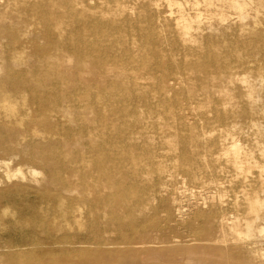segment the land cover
<instances>
[{"label": "bare ground", "instance_id": "1", "mask_svg": "<svg viewBox=\"0 0 264 264\" xmlns=\"http://www.w3.org/2000/svg\"><path fill=\"white\" fill-rule=\"evenodd\" d=\"M26 1L25 3L29 4V6H27L31 11V16L37 17L43 25V30L41 29L42 31H39L47 40L46 46L41 45L43 47L39 44H34L35 51L37 54L43 53L44 55H46V51L50 52L51 55L49 56L53 61L48 65L45 64L48 68L43 70L45 68H40L39 64L41 63H38L39 68H37L35 65L36 62H32L34 55L31 56V61L27 60V56L15 52V49L13 50L14 53L10 51L8 57L3 55L4 52L1 55V62L4 61V63L0 66V212L11 203L9 202L10 196L24 193H28V196H30L33 192L36 194L35 196L38 198L39 205L43 211L47 207L48 209L52 208L51 210L53 211L57 209L56 212L60 214L62 218H64L62 213L66 210L65 204L68 202V209L74 210V213L71 214L73 216L71 217L77 219L76 222H79L78 224L81 225L80 218L82 214H84L83 211L85 206H89L88 200L90 199L81 196L82 191L79 187H81L82 183L77 182L76 175H72L76 177L73 179L74 177H71L67 170L63 169V167L61 168V163L72 165V167L75 165L74 168L83 169L85 173L82 174V178L88 179L95 175L98 179V182H96L99 184L101 182L102 184L101 189H95L94 192H102L110 189L112 192L106 195L104 199L109 203H114L119 208V206L122 207L125 205L126 198H131L130 195L132 192L136 195L135 192L142 193L144 191L146 193V191H152L153 187L142 186L140 182L149 180L153 172L156 174L158 173L159 169L155 166V164L159 162L158 158L160 161L165 158L174 162V164L170 162L165 171L169 173L168 170L170 168L174 169V172H172L173 176L177 174V169L192 167L191 163L192 160L195 159V156L205 154L206 152L210 153V151H208V146L213 145V147H215L214 145H217L218 142L216 138L209 136L210 133L206 130L209 129L208 126L214 128L218 125L221 126L222 130V126L235 123V115L233 119L231 115H229L231 111L233 112L232 108H235L238 104L232 102L234 97H236H233V93L230 92V86L232 84L237 85L243 96L247 98V106H243L240 110L241 115L254 113L259 100L264 97V77L262 80H259L256 76L253 77L251 74V71L255 70L257 67V65L254 66L257 61L251 57L260 53L263 56L260 58L264 59V30L259 27V21H261V17H264V0H185V4L189 3L192 6L191 10H193V7L195 8L196 13L194 15H187L186 12L183 13L185 10L184 7H182L183 4H180L181 2L178 3L180 5L177 6V0H165V2L169 4L167 6L172 9L177 7L178 12H180L178 19L175 21L171 19L169 26L172 28L171 30L168 29L169 31L165 30L164 27L163 30L162 28L160 29L154 24L153 21L155 20L151 23H149V21V24L145 22L144 25L143 19L141 20V15L138 16L136 9L134 11L123 10L124 6H122L123 8L116 7L117 9L114 12L112 11V15H107V10L105 9L104 11L103 9L100 13H94L88 20H85L87 17L83 19L78 16L80 11L77 12L74 10L72 0H45V2L37 0ZM142 1L144 2V0ZM175 4L176 6H171ZM16 6L17 5L14 7ZM64 6L68 7V10ZM61 7L66 8V11H61ZM94 7L95 6H93V8ZM180 7H182V10ZM186 7L189 8L188 6ZM19 8L21 10V7ZM130 8L132 7L130 6ZM24 10L23 12H25ZM123 11V15H128L127 17L124 16L126 18L125 20L118 17ZM201 12L205 13V15L207 14L211 20L207 21V17H202L203 13L201 14ZM169 13L170 12H168V14ZM177 14L179 13H176V15ZM59 15H64V18H61L62 16ZM129 15H131V17ZM231 15H234L237 21L238 19L240 20V23H237L241 24L242 29L239 35L240 38L236 41V46L234 45L235 48L233 49V55L237 54L236 58H238L235 61L232 60L235 63H231L232 61L227 63L228 58L224 59V55L222 54L224 51L220 49L221 47L224 49L222 39H219V36L216 35L217 33H213L216 26L228 24L229 18L232 17ZM173 16L175 15L173 14ZM18 17L21 19L20 15ZM19 18L11 13H7V11L3 13L0 12V35L5 36L10 34L11 38L16 41V37L21 33L23 27ZM23 18H25V16ZM202 18H205L206 21L210 23L208 25L210 30L205 34L203 42H199L198 40H200L202 34L198 36L197 32L198 30L204 29ZM160 19L159 17V20ZM205 19L203 22H205ZM248 19L252 20V23L251 26L249 25L250 27L246 28L244 22ZM25 27L26 26H24V28ZM232 30H236L235 27ZM226 32H228V30ZM219 34L220 33H218V35ZM222 34L223 33H221V35ZM230 37L228 36V39ZM33 41L35 42V40ZM228 43L227 41V44ZM134 46H136V48L131 49ZM34 54L36 55V53ZM226 54V56L230 55L227 52ZM257 57L259 58V54ZM20 64H27L28 67L22 71L8 72V69H12V67H16ZM143 66L148 69L145 73H134L131 71ZM218 75L224 80L219 84H215ZM145 76L149 82L146 84V87L143 88L140 79ZM44 79L52 80H49V82H51L48 83ZM122 85H125L126 89L132 88L135 90L140 95V99L144 100L147 107L153 111H151L153 115L147 118L148 120L150 119L149 121H145V117L141 115L142 113L140 114L136 110L131 112V107L133 106L130 101L120 97V93L123 92L121 89ZM191 102L202 103L203 108L200 112L203 117L202 119H196ZM262 104L264 107L263 100ZM209 106L215 108L214 116H211V114L207 112ZM75 109H78L79 112L77 114L80 116V123L76 127H70L68 125L66 127L61 123L62 120L59 122L55 121L57 117H55V114L57 113L59 116L62 115L63 120L66 118L65 120L71 125L75 120ZM132 114L136 115V118L134 120L128 119ZM150 114H148V116ZM53 118L55 120H52ZM134 121L138 123L137 129L132 127ZM254 125L256 126V124ZM231 128H233L232 125ZM236 128H238V126ZM148 129L154 131H148ZM231 131L233 132L234 130L231 129ZM83 133H85L84 135L87 137L85 140H82V137H84ZM79 134L80 136H77ZM231 135H229V137ZM256 135L257 139L264 136L263 131H261L259 127ZM157 139H159V141L156 142ZM220 139L222 140V138ZM220 139L219 144L222 143ZM226 140L228 139L223 138V141ZM227 142H229V140ZM237 142L238 140L232 138L229 144H227L228 146L223 143L221 144L223 146L221 149L224 151V156H226L227 160L231 162V165H233L236 170L240 169L242 163L245 161L252 163L255 157L253 154L254 152L250 151V149L246 151L244 148L245 146L243 147ZM199 147L203 150H199ZM216 152L219 154V151L216 150ZM215 154V151H213L211 157L218 158L216 156L217 154ZM222 154L220 153V155ZM17 158L26 166V169L23 168V166L18 168L12 167L13 165H11V162ZM14 163L18 162L15 161ZM252 168L253 166L246 167V169L249 170ZM45 170L48 171L49 175ZM191 173L195 172L192 170ZM144 174L147 175L145 180L143 177L139 178ZM192 175L193 174H190L191 177ZM260 176L262 177L261 181L264 182V171L260 172ZM187 177L188 175L186 178ZM94 178L95 177L91 178L90 181H93ZM125 179L130 180L127 181ZM258 179H260V177ZM82 182L87 183L89 187L91 186V183L89 184L88 181L82 180ZM214 182L215 181H213V183ZM242 183L246 185V182ZM158 184L159 181H156L153 185L155 186ZM248 185H250V183ZM206 186L204 185L203 187L202 185L203 188ZM255 186L257 187L256 184ZM236 187H238V185ZM249 188L252 187L250 186ZM259 188L257 187V189ZM260 189L263 190L262 187ZM220 190L221 191L217 192L216 195L214 194L215 196L205 197L202 203H200V200L197 198V202L195 201L190 205L192 210H190L189 213L183 212L182 206L177 204V200L176 198H172L173 196H165L166 198L162 200V205L170 210L174 208L173 206L178 208L177 211L181 217H179L176 224L177 227L178 225L187 228L193 227L192 225L196 224V222L204 224L206 228L200 230V235H196L197 238L193 237L192 240L185 241L187 246L202 249L205 251L203 254L216 257L213 261L204 257L205 259H202V264H231L232 261L224 257L225 250L229 247L228 241L230 240L235 242L236 245L232 248L239 250L240 257H246L248 260L260 257L261 260L259 263L252 259L249 261V264H264L263 254L259 252L257 255H254L257 251L248 248V243H257L258 240L264 239V198L255 190L251 192L243 190V199L246 205L243 207V204L238 200L232 201L230 199L231 201H228L226 199L228 197H226L228 191L226 192L222 190V188ZM164 191H166V188ZM224 191L225 194H223ZM239 191H241V189ZM107 192L109 191L107 190ZM69 193H71V195L77 193L78 195L76 194V197H70L68 195ZM87 193V195L85 193V196L90 194V192ZM102 196L104 195L101 193L96 194V199L94 201L96 203L100 202ZM150 197L153 198L152 195ZM237 198L235 197V199ZM140 201H142V199ZM106 205L108 204L106 203ZM133 206L134 204H132V207ZM153 208L155 207L153 206ZM124 209L123 211H126ZM114 211L111 212L114 213ZM123 211H121V213ZM19 212L21 213V210ZM88 212L91 214L93 209L90 208ZM95 212L98 213L97 211ZM56 214L50 215L49 217L44 216V219L41 220L47 233V235H45L43 232L46 238L44 243L46 247L43 249L42 256L53 257V255H58V258L60 257L62 262L61 264H73L70 262V259L72 256L75 258L78 254H82L81 252L84 253L81 246L85 243L88 244L86 240H88L89 237L87 238V236H90V238L92 237L93 241L94 238L100 236H97L98 226L94 228L97 219H90L91 222L92 220L94 221L92 224L93 229L88 231L87 234H78L79 231L78 233L71 234L69 230L66 231L68 229L65 227L66 224H63V222L67 221L65 219L66 217L62 219ZM101 214L97 217L99 218ZM124 215L127 216V214ZM138 215L141 214L138 213ZM45 217L47 218L45 219ZM108 217H110V215ZM129 219L130 218H127V220ZM38 222L40 223V221ZM145 224L146 237L142 238H146L147 240H144L148 241L150 245H148L149 249L147 251H140L141 253L138 254L142 264H151L147 262L149 260V255L152 254H161L171 257V253L176 252V244H178L179 240L171 242L167 240V238L159 235L160 229L158 228L157 217H153ZM106 226H108V224ZM39 229L40 228H38V230ZM31 230L32 229H29V231ZM101 230L107 231L105 228ZM131 233L132 232H130V234ZM26 234H28V232ZM230 234L232 237H229ZM116 236L119 235L116 234ZM183 237L185 236L183 235ZM25 238H27V236H25ZM205 240L207 242H205ZM113 242L115 241L113 240ZM38 245L39 243L36 242L35 238H29L26 242H22L21 245L15 246V248L12 246H10V248L7 246L2 247L0 245V264H42V262L37 263V253L33 251ZM57 245H63V247L58 249ZM142 245L144 246V242ZM42 247L44 248V246ZM98 247L102 249V245ZM137 247L139 246L137 245ZM85 248L86 247H84V249ZM187 249H189V247H187ZM94 250L95 248L93 251ZM101 253L105 254L106 251L103 249L97 252L99 255ZM115 253L121 254L120 251ZM38 254H40V252ZM97 254H95V256ZM121 256L127 257V255L124 256L122 254ZM142 257L146 258L142 259ZM40 259L44 260V257H40ZM43 264L46 263L43 262ZM82 264L99 263L96 261V257H93L91 260L89 259L88 262ZM124 264L130 263L127 262Z\"/></svg>", "mask_w": 264, "mask_h": 264}, {"label": "rangeland", "instance_id": "2", "mask_svg": "<svg viewBox=\"0 0 264 264\" xmlns=\"http://www.w3.org/2000/svg\"><path fill=\"white\" fill-rule=\"evenodd\" d=\"M0 0V12H6L7 13H11L13 15H15L17 18H19L18 16L20 15L21 20L20 18V21L22 22L23 24V27L21 29V33L17 35L16 37V41L13 40V38H11L10 34H7L5 36H1L0 35V66L4 63L1 62V55H5V57H8L9 56V53L10 51H12L14 53V49H15V52L19 53V54H22V55H25L27 56V60L31 61V56L34 55V59H32V62H36V67L39 68V65H40V68L43 69V70H46L48 68V64L52 63L53 59L49 56L51 55L50 52L46 51V55H44L43 53H38L35 51V45L34 44H39L40 46L43 45V46H46L47 44V40L41 35V32L39 30H43V25L41 24L40 20L37 19V17H33L31 16V11L29 10V4L28 3H25L27 2L26 0ZM14 3H12V2ZM15 1H16V4H15ZM29 1H34V0H28ZM37 1H43L45 2V0H37ZM86 1V2H85ZM102 0H72V3L74 5V10H76L77 12H79V15L80 17H82L83 19H86L85 20H88L91 15H93L94 13H100L101 11H105V9L107 10L106 14L107 15H112V13L117 9L116 7H119L121 8L122 6H124L123 10H135L137 11L138 13V16L141 15V20L143 21V24L145 25V22H147V24L151 23L153 20L154 24L157 25L160 29L162 28L163 30V27L165 30H171V26H169L170 22H171V19H174V21L176 19H178V15H180V12H178L177 10V7L175 8H171L167 5V2H165V0H144V2L142 0H103L101 3L100 2ZM108 1V2H107ZM185 0H177V4L180 3L182 5V7H184V12H186L187 15H194L196 13V10L195 8L193 7V10L192 9V6L188 3V4H185L184 3ZM99 2V3H98ZM20 3V4H19ZM86 3V4H85ZM107 3V4H106ZM135 3V4H134ZM153 3V4H152ZM155 3V4H154ZM157 3V4H156ZM159 3V4H158ZM9 4V5H8ZM26 5V6H23V5ZM83 4V5H82ZM103 4V6H102ZM120 6H118V5ZM180 4H178L177 6H179ZM12 5H17L16 7L12 6ZM28 5V6H27ZM97 5V6H96ZM109 5V6H108ZM132 8H130V6ZM143 7H142V6ZM5 6V7H4ZM7 6V7H6ZM12 6V7H11ZM79 6V7H78ZM86 6V7H85ZM88 6V7H87ZM93 6H95L93 8ZM102 6V8H101ZM113 6V7H112ZM157 6V7H155ZM171 6H176L175 5H171ZM186 6H188L189 8H187ZM21 7V10L20 8ZM27 9H26V8ZM66 7V6H64ZM64 7H61V11L63 10V12H65L66 8L68 10V7L64 8ZM105 7V8H104ZM134 7V8H133ZM142 7V8H141ZM146 7V8H145ZM171 9H169V8ZM180 7V9L182 8ZM18 8V9H17ZM96 8V9H95ZM179 8V7H178ZM5 9V10H4ZM25 9V10H24ZM149 9V10H147ZM170 11H169V10ZM9 10V11H8ZM12 12H11V11ZM19 10V11H18ZM23 10L25 12H23ZM96 10V11H95ZM182 10V9H181ZM113 11V12H112ZM135 11V12H136ZM160 11V12H159ZM191 11H194V12H191ZM15 12V13H14ZM76 12V13H77ZM168 12H170L168 14ZM204 12V11H203ZM201 12V14L203 13ZM18 13V14H17ZM25 15H24V14ZM111 13V14H110ZM176 13H179L176 15ZM30 14V15H29ZM78 14V13H77ZM124 14V11L121 12V14L118 16L120 19H123L125 20L126 18L124 16H128L127 14L126 15H123ZM157 14V15H156ZM172 14V16H171ZM173 14L175 16H173ZM29 18H28V16ZM122 15V16H121ZM25 16V18H23ZM59 16H62L61 18H64V15H59ZM89 16V17H88ZM131 17V15H129ZM145 16V17H144ZM207 17V21H210V17L207 16V14L205 15V13H203L202 17ZM232 16V15H231ZM230 16V17H231ZM148 17V18H147ZM159 17L161 18L159 20ZM171 17V18H170ZM234 17V18H233ZM145 18V19H144ZM156 18V19H155ZM209 18V20H208ZM35 19V20H34ZM148 19V20H147ZM205 18H202V23L203 24V28L204 29H201V30H198L197 34L198 36L201 35L200 37V40H198L199 42H203L204 38H205V34H207L208 30H210L208 28V25L210 24L209 22L206 21L205 19V22L204 21ZM145 20V21H144ZM163 22H162V21ZM166 20V21H165ZM35 21V22H34ZM150 21V22H149ZM168 21V22H167ZM234 21V22H232ZM30 22V23H29ZM149 22V23H148ZM157 22V23H156ZM159 22V23H158ZM240 23V20L238 19L237 21V18L233 15L231 18H229L228 20V24H225L224 26H216L215 30L213 31V33H217L216 35L219 36V39L221 40L222 39V42L224 45V49H222V47L220 48L221 50H223L224 52L222 53L224 55V59H227V63H230L232 60L235 61L236 59V55H233V49L235 48L236 46V41H238V38L239 35H240V32H241V24H238ZM260 22V23H259ZM258 23L260 24V28L264 30V17H261V21H259ZM39 23V24H38ZM163 23V24H161ZM237 23V24H236ZM251 23H252V20L248 19V20H245L244 24L246 25V28L250 27L251 26ZM26 24V25H25ZM146 24V25H147ZM161 24V25H160ZM207 24V25H206ZM234 24V25H233ZM160 25V26H159ZM240 25V26H239ZM250 25V26H249ZM24 26H26L24 28ZM32 28H31V27ZM162 26V27H161ZM229 26H230V29H235L236 30H230L229 29ZM34 27V28H33ZM233 27V28H232ZM240 29H238V28ZM258 27V28H259ZM228 28V29H227ZM207 29V30H206ZM41 30V31H42ZM168 30V31H169ZM228 30V32H226ZM206 33H204V32ZM235 31V32H234ZM236 31H239V32H236ZM40 32V33H39ZM210 32V31H209ZM226 32V33H225ZM231 32V33H230ZM34 33V34H33ZM196 33V32H195ZM218 33H220L218 35ZM221 33H223L221 35ZM236 33V34H235ZM239 33V34H238ZM29 35V36H28ZM31 36V37H30ZM37 36V37H36ZM228 36L230 37L228 39ZM235 36V37H234ZM4 37V38H3ZM20 39H19V38ZM226 39H225V38ZM6 38V39H5ZM9 38V39H8ZM43 39V40H42ZM17 40H20V41H17ZM35 40V42L33 41ZM202 40V41H201ZM13 41V42H12ZM15 41V42H14ZM41 41V42H40ZM225 41V43H224ZM227 41L229 42L227 44ZM235 41V42H234ZM46 42V43H45ZM231 42V43H230ZM14 43V44H13ZM45 43V44H44ZM235 43V44H234ZM3 45V46H2ZM19 45V46H18ZM227 45V46H226ZM235 45V46H234ZM41 46V47H43ZM221 46V45H220ZM226 46V47H225ZM230 46V47H229ZM7 47V48H6ZM228 47V48H227ZM11 48V49H10ZM136 48V46L132 47L131 49H134ZM227 50H226V49ZM232 48V49H231ZM226 50V51H225ZM6 51V52H5ZM226 52L230 55L226 56ZM36 53V55L34 54ZM232 54V55H231ZM259 54V58L257 57ZM257 55H253L251 58L255 59L257 61V63L254 65L256 67L255 70L251 71V74L253 77H257L259 80H262V78L264 77V59L263 58H260V57H263L260 53H258ZM42 56V57H41ZM232 56V57H231ZM256 56V57H255ZM46 57V58H45ZM50 57V58H49ZM40 58V59H39ZM44 60H43V59ZM233 58V59H232ZM46 59V60H45ZM230 59V60H229ZM259 59V60H258ZM49 60V61H48ZM263 60V61H262ZM39 61V62H37ZM231 62V63H235V62ZM44 62V63H43ZM140 62V60H139ZM226 62V60H225ZM38 63H41L38 65ZM47 64V65H45ZM43 66V67H41ZM47 66V67H46ZM27 64H20L16 67H12V69H8V72H13V71H22V70H25L27 68ZM148 69L146 67H141L139 69H133L131 70L132 72L136 73V72H143L145 73ZM243 74V73H242ZM256 74V75H254ZM147 77L145 76L144 78H141L140 79V83L142 84V87H146V84L149 82V80L146 79ZM31 79V77H30ZM45 81H47L48 83L49 80H52V79H44ZM54 80V79H53ZM219 82H218V81ZM222 79L221 76L219 77L218 75V78L215 80V84H219L220 82H222ZM233 85V84H232ZM230 86V92L233 93V97L234 99L232 100V102H236L238 103L236 105V107L232 108L233 112L231 111L229 115H231L232 119L234 118L235 120V125L234 124H230V125H225V126H222V130H221V126H216L214 128H211L212 126H208L209 129H206L208 130V132L211 134H209V136H212L213 138H216L217 139V142L218 144L217 145H214L215 147H213V145L211 146H208V151H210V153L206 152L205 154H200V155H197L195 156V159L192 160V169L190 168H187V169H184V168H181V169H177L176 171L177 174H174L172 176V172H174L172 168H170L168 172H165L166 169L168 168L170 162L171 164H174L173 161H169L168 159H165L163 158L162 161H160V159L158 158L159 162L155 164V166L158 167V175L153 172L149 178V180H145L146 179V176L147 175H141V177L139 178H144V182H140L142 186H151L153 187L152 188V191H146V193L143 191L142 193L140 192H135L136 195L134 194V192L131 193L130 197L131 198H126V202H125V205L124 206H119V208L117 207V205H115L114 203H109L107 200L104 199V197L106 195H108L110 192H112L110 189H107L109 192H107V190L105 191H102V192H94L95 189H101V182L100 184L97 183L98 182V179L96 178L95 175L89 177L88 179L87 178H82V174H84V170L82 169H78V168H74L75 165L72 167V165L70 166L69 164H66L68 166H66L64 163H61V168L63 167V169L67 170L69 172V175L71 177H74L76 175V177H74L73 179H77V182L78 183H82L81 184V187H79V189L82 191V195L81 196H84V197H88L87 199H90L88 200V205L89 206H85V209L83 211V213L85 214H82L81 218L83 216L82 219L80 218V223L81 225H79L78 223L79 222H76L77 219H75L74 217H71L73 215H71L72 213H74V210L72 209H68V202L65 204V211L62 213V215L64 216V218L67 220L65 222H63V224H66L65 227H66V231H70L69 233L73 234V233H79L78 234H81V235H85L87 234L88 231L92 230L93 229V220H96V224L94 226V228H97L98 226V235H100L99 237H96L94 238V241H93V238L90 236H87L88 240H86L88 242V244H84L81 246V249L84 250V253L81 252L82 254H78L77 257L72 258L70 259V262H72L73 264H82V263H85V262H88L89 259L91 260V258L93 257H96V261H98L99 264H124V263H127L129 262L130 264H142V261L140 260V257L138 256L139 253H141L140 251H147L149 249V246L150 245L148 243V241H145L147 240L146 238H142V237H146L145 234H146V229H145V223H148V221H150L153 217H157L158 218V228L160 229V232H159V235L161 237H165L167 238V240L171 241V242H174L175 240H179L178 241V244L177 245V249H176V252H173L171 253V257H167V256H164V255H161V254H152V255H149V260L147 263H151V264H202L203 261L202 259L204 257L210 259L211 261L215 260L216 257L214 256H211V255H205L203 254V252H205L204 250L202 249H198V248H194V247H190V246H187L186 245V242L187 240H192L193 237L197 238L196 235H200L199 232L200 230H203L204 228H206L204 226V224H199L198 222H196V224H193L192 226L193 227H184L182 225H178L177 227V222L179 220V217H181V215L178 214V211H177V207L176 206H173L174 208H172V210H170L169 208H167L166 206L162 205V200L166 197H172V198H176V202L177 204H180L182 206V209H183V212L185 211V213H189L191 209L190 205L192 203H194L195 201L197 202V198L198 200H200V203H202L205 199V197H211V196H215L217 194V192L221 191L220 189L222 188V190H225L227 193H226V199L228 201H233V200H238L241 204H243V207H245V201L243 199V196H244V191H248V192H251L252 190H255L259 193V195L261 197L264 198V182L261 181V176H260V172L261 171H264V136L262 138H256L257 135V130H258V127L260 128L261 131H263V135H264V107H263V104H262V100L264 101V97L259 100L258 102V105L260 106H256L255 108V112L257 113H250V114H242L240 113V110L243 108V106H247V98L245 96H243L241 90L238 88L237 85H233V86ZM237 86V87H236ZM235 87V88H234ZM122 91L120 93V97L123 98V99H127L128 101H130L131 105L133 107H131V112L136 110L138 111L141 115H143L145 117V121L148 120L147 118H150V116H152V110L147 107V104L144 100H141L140 99V95L135 91L133 90L132 88H128L126 89V86L125 85H122L121 87ZM239 91V92H238ZM246 99V100H245ZM237 100V101H236ZM245 101V102H244ZM245 103V104H244ZM242 104V105H241ZM240 105V106H239ZM191 106H192V109L194 110V115L196 117V119H202L203 117L201 116V110L203 108V105L201 102H191ZM208 113L211 114V116H214L213 114L215 113V108H211V106H209V108L207 109ZM238 110V111H237ZM76 113H75V116H74V122L70 125L65 119L63 120V117L62 115H58L57 113L55 114V119L53 118L52 120H55L56 122H59L60 120L61 123L63 125H65L67 127L70 126V127H76L77 125H79L80 123V116H78V109H75ZM150 111V112H148ZM152 111V112H151ZM130 112V114H131ZM263 112V113H262ZM144 113V114H143ZM151 113V114H150ZM229 113V112H228ZM148 114H150L148 116ZM239 114V116H238ZM253 114V115H252ZM235 115V116H234ZM234 116V117H233ZM61 117V118H60ZM251 117V118H250ZM259 117V118H258ZM59 118V119H58ZM131 119V120H134L136 118V115L132 114L131 117L129 116L128 119ZM237 118V119H236ZM238 119H241V120H238ZM251 119V120H250ZM150 120V119H149ZM148 120V121H149ZM238 120V121H236ZM241 121V122H240ZM248 122V123H247ZM256 122V123H255ZM77 123V124H76ZM242 123V124H241ZM245 123V124H244ZM250 123V125H249ZM238 124V125H237ZM240 124V125H239ZM253 124V125H252ZM254 124H256V127ZM74 125V126H73ZM231 125L233 126V128H231ZM244 125V126H243ZM247 125V126H245ZM249 125V126H248ZM230 126V127H229ZM235 126V127H234ZM238 126V128H236ZM255 126V127H254ZM133 128L137 129L138 128V123L137 122H133V125H132ZM227 128V129H226ZM230 128V129H229ZM212 129V130H211ZM231 129H233L234 131L232 132ZM241 129V130H240ZM68 130V129H67ZM147 130V129H145ZM151 130V129H148V131ZM221 131V134H220V131ZM228 130V131H227ZM246 130V131H245ZM152 132L154 130H151ZM240 131V132H239ZM243 131V132H242ZM214 132V133H213ZM216 132V133H215ZM229 132V133H228ZM242 132V133H241ZM232 135L229 137V135ZM85 133H83V136L82 137V140H85L87 137L86 135H84ZM208 134V133H207ZM220 134V135H219ZM234 135V136H233ZM77 136H80L77 135ZM219 136V137H218ZM223 136V137H222ZM226 136V137H225ZM235 139V140H238L237 143H239L240 145H242L246 151H248L250 149V151L254 152L253 154L255 155L254 159L252 160V163H248V162H244L242 163L240 169L236 170L234 168L233 165H231V162H229L226 158V156H224V151H222L223 149V146L221 145L222 143L224 145H227L229 144L230 142V139ZM233 136V137H232ZM222 138V140L220 139V143L219 144V139ZM255 137V138H254ZM223 138L224 139H228L229 142H227L228 140L226 141H223ZM253 139V140H252ZM257 139V140H256ZM159 141V139L156 140V142ZM155 142V143H156ZM256 143V144H255ZM157 144V143H156ZM221 147H220V146ZM218 146V147H217ZM228 146V145H227ZM225 147V146H224ZM200 149L199 150H203L201 147H199ZM210 148V149H209ZM219 151L217 154L216 150ZM247 148V149H246ZM214 149V150H213ZM221 149V151H220ZM254 149V151H253ZM256 150V152H255ZM215 151V154L218 158L216 157H211V153ZM220 153L222 155H220ZM220 155V156H218ZM206 158V160H205ZM15 161H17L18 163H14ZM173 162V163H172ZM19 164H22V165H19ZM63 164V165H62ZM11 165H13L12 167L14 168H18V167H22L26 169V166L23 165V163L20 161V159H15L13 162H11ZM80 165V164H78ZM66 166V167H65ZM70 166V167H69ZM233 166V167H232ZM248 166H253V168L251 170L249 169H246V167ZM38 167V166H36ZM189 169V171H188ZM187 170V171H186ZM193 170V172L195 173H191ZM203 172H202V171ZM207 170V171H206ZM46 173H48V171L45 170ZM71 172V173H70ZM180 172V173H179ZM189 172V174H188ZM202 172V173H201ZM206 172V173H205ZM216 172V173H215ZM81 173V174H80ZM200 173V175H199ZM74 174V176H72ZM156 176H155V175ZM190 174H193L192 177L190 176ZM195 174V175H194ZM49 175V173H48ZM78 175V176H77ZM171 175V176H170ZM188 175V177L186 178V176ZM209 175V176H208ZM211 175V176H210ZM216 175V176H215ZM259 175V176H258ZM162 176V177H160ZM195 176V177H194ZM93 181L91 182L90 179L93 178ZM158 177V179H157ZM176 177V178H175ZM210 177V178H208ZM217 177V178H216ZM260 177V179H258ZM175 180H174V179ZM193 178V179H192ZM200 178V180H199ZM204 178V179H203ZM206 178V179H205ZM257 178V179H256ZM87 179V180H86ZM97 179V180H96ZM167 179V181H166ZM197 179V180H196ZM202 179V180H201ZM82 180H85V181H88L89 184L91 185L90 187L87 186V183H83ZM125 180H130V179H125ZM151 180V181H150ZM191 180V181H190ZM193 180V181H192ZM263 180V179H262ZM76 181V180H75ZM97 181V182H96ZM148 181V182H147ZM156 181H159V184L158 185H153L154 183H156ZM162 181V182H161ZM189 181V182H188ZM199 181V182H198ZM201 181V182H200ZM204 181V182H203ZM209 181V182H207ZM211 181V182H210ZM213 181H215L213 183ZM256 181V182H255ZM165 182V183H164ZM198 182V183H197ZM242 182H246V185H244ZM255 182V183H253ZM262 182V183H261ZM94 185H93V184ZM144 183V184H143ZM191 183H192V186H196V187H192L191 186ZM209 183V184H208ZM238 187H236L237 185ZM241 183V184H240ZM250 183V185H248ZM258 183V184H257ZM262 185H261V184ZM163 184V186H162ZM207 184V186H206ZM211 184V185H210ZM214 184V185H212ZM243 184V185H242ZM255 184L257 185V187L259 188H263V190H261L260 188L257 189V187L255 186ZM260 184V185H259ZM160 185V186H159ZM174 185V186H173ZM187 185V186H186ZM204 185L207 187L203 188ZM217 185V186H216ZM240 185V186H239ZM85 186H86V190H85ZM99 186V187H98ZM162 186V187H161ZM213 186V187H212ZM243 186V188H242ZM245 186V187H244ZM252 187V188H249V187ZM255 188H254V187ZM93 187V188H92ZM200 187V188H199ZM202 187V188H201ZM240 187V188H239ZM248 187V188H246ZM162 188V189H161ZM166 188V191H164ZM219 188V189H218ZM224 188V189H223ZM229 188V190H228ZM246 188V189H245ZM94 189V190H93ZM160 189V190H158ZM164 189V190H163ZM183 189V190H182ZM201 189V190H200ZM217 189V190H216ZM233 189V190H232ZM236 189V190H235ZM241 189V191H239ZM245 189V190H244ZM248 189V190H247ZM164 192H163V191ZM182 190V191H181ZM186 190V191H185ZM212 190V191H211ZM232 190V191H231ZM244 190V191H243ZM261 190V191H260ZM169 191V192H168ZM225 191L223 192V194H225ZM230 191V192H229ZM84 192V194H83ZM87 192H90V194L88 196H85V193L86 195L88 194ZM93 192V193H92ZM148 192V193H147ZM152 192V193H151ZM239 192V193H238ZM95 193V195H94ZM98 193H101L102 196L101 197V201L100 202H95L94 200L96 199V194ZM106 193V194H105ZM140 193V194H139ZM161 193V194H160ZM168 193V195H167ZM171 193V194H170ZM193 193V194H192ZM232 193V194H231ZM234 193V194H233ZM243 193V194H242ZM32 194V195H31ZM30 194V196H28V193H24V194H21V195H13V196H10L9 198V205L7 206V208L3 209L2 212H0V245L2 247H5L7 246L8 248H10V246L14 247L17 246V245H21L22 242H26V240H28L29 238H35L36 239V242L39 243V247L36 246L33 251L37 253L36 255V258H37V263L39 262H43L46 263V264H61V260H60V257L58 258V255H53L50 256V257H46L45 255H43V249H45L46 245L44 244L45 241H46V238H45V235H47L42 223H41V220L44 219V216H47L49 217L50 215H54L56 214V210H51V209H48L45 208V210L43 211V209H41V206L39 205V201H38V198H36V194H34L33 192ZM73 194V193H72ZM76 194H73L71 195V193H69L68 195L70 197H76ZM144 194V195H143ZM150 194V195H149ZM184 194V195H183ZM195 194V195H194ZM206 196H205V195ZM215 194V195H214ZM222 194V195H223ZM230 194V195H229ZM263 196H262V195ZM27 195V196H26ZM78 195V194H77ZM128 195V196H129ZM149 195V196H148ZM153 196V198H151L150 196ZM162 195V196H161ZM192 195V196H191ZM194 195V196H193ZM237 199H235V197ZM144 196V197H143ZM160 198H159V197ZM166 196V197H165ZM186 196V197H185ZM196 196V197H195ZM18 197V198H17ZM140 197V198H139ZM233 197V198H232ZM241 200H240V198ZM13 198V199H11ZM151 198V199H150ZM156 200H155V199ZM157 198H158V201H157ZM188 198V199H187ZM196 198V199H195ZM201 198V199H199ZM203 198V199H202ZM229 198V199H228ZM17 199V200H16ZM19 199V201H18ZM103 199V200H102ZM136 199V200H135ZM142 199V201H140ZM183 199V200H182ZM187 199V200H186ZM195 199V200H194ZM231 199V200H230ZM16 200V201H15ZM130 200V201H129ZM134 200V201H133ZM147 200V201H146ZM160 200V202H159ZM31 201V202H30ZM144 201V202H143ZM191 203H190V202ZM15 202V203H14ZM19 202V203H18ZM23 202V203H22ZM136 202V203H135ZM143 202V203H142ZM152 202V203H151ZM244 202V203H242ZM95 203V205H94ZM101 203V204H100ZM105 203V205H104ZM106 203L109 205H106ZM131 203V204H130ZM14 204V205H13ZM30 204V205H29ZM114 204V205H111ZM132 204H134V206L132 207ZM141 204V205H140ZM151 204V205H150ZM12 207H11V206ZM97 205V206H96ZM129 205V206H128ZM137 205V206H136ZM144 205V206H143ZM92 206V207H90ZM105 206V207H104ZM111 206V207H110ZM115 208H114V207ZM144 208H142V207ZM150 208H148V207ZM153 206L155 208H153ZM172 206V205H171ZM15 207V209H14ZM102 207V208H101ZM110 207V208H109ZM157 207V208H156ZM161 207V209H160ZM180 207V206H179ZM90 208L93 209V212L91 214H89L88 210ZM97 208V209H96ZM125 208V209H124ZM136 208V209H135ZM87 209V210H86ZM107 209H110V210H107ZM113 209V210H112ZM120 209V210H119ZM126 210V211H123ZM132 209V210H131ZM134 209V210H133ZM142 209V210H141ZM175 211H174V210ZM21 210V213L19 212ZM68 210V211H67ZM116 212H115V211ZM130 210V211H129ZM157 210V211H155ZM161 210V211H160ZM165 210V211H164ZM38 211V212H37ZM95 211H97L98 213H96ZM109 211V212H108ZM111 211H114L111 212ZM118 211V212H117ZM121 211H123L121 213ZM128 211V212H127ZM140 211V212H139ZM145 211H148V212H145ZM155 213H154V212ZM164 211V212H163ZM55 212V213H54ZM69 214H67V213ZM87 212V214H86ZM134 212V213H133ZM160 212V213H159ZM162 212V213H161ZM174 214H173V213ZM43 213V214H42ZM54 213V214H53ZM103 215H102V214ZM110 213V214H109ZM138 213H140L141 215H138ZM144 213V214H142ZM164 213V214H163ZM65 214V215H64ZM99 214H101L99 216V218L97 217ZM106 214H109L110 217H108L109 215H106ZM114 214V215H113ZM124 214H127L124 215ZM132 214V215H131ZM173 214V215H172ZM38 215H41V216H38ZM43 215V217H42ZM59 218H62L60 216V214H56ZM68 215V216H67ZM112 215V216H111ZM124 215V216H123ZM146 215V217H145ZM148 215V216H147ZM153 215V216H152ZM168 215V216H167ZM90 216V217H88ZM93 216V217H92ZM96 216V218H95ZM132 216V217H131ZM144 216V217H143ZM168 218H167V217ZM174 216V217H173ZM16 217V218H15ZM28 217V218H27ZM35 217V218H34ZM45 217V219L47 218ZM88 217V219H87ZM101 217V218H100ZM103 217V218H102ZM106 219H105V218ZM108 217V218H107ZM123 217V218H122ZM130 218L129 220H127V218ZM22 218V220H21ZM62 218V219H64ZM92 222L90 219H92ZM110 218V220H109ZM112 218V219H111ZM146 218V219H145ZM31 219V220H30ZM37 219V220H36ZM86 219V220H85ZM103 219V220H102ZM114 219V220H113ZM125 219H126V222H125ZM29 220H30V223H29ZM82 220V221H81ZM100 220V221H99ZM106 220V221H105ZM123 222H122V221ZM141 220V221H140ZM145 220V221H144ZM16 221V222H15ZM18 221V222H17ZM37 221V222H36ZM40 221V223L38 222ZM86 221V223H85ZM133 221V222H132ZM170 221H171V224H170ZM175 221V222H174ZM101 222V223H100ZM111 224H110V223ZM136 222V223H135ZM144 224H143V223ZM108 224V226L105 225ZM116 223V224H115ZM125 223V224H123ZM135 223V224H134ZM83 224V225H82ZM101 224H104V225H101ZM139 224V225H138ZM162 224V225H161ZM164 224V225H163ZM170 224V225H169ZM26 225V226H25ZM88 227H86V226ZM127 225V227H126ZM196 225V226H195ZM217 225V224H216ZM82 226V227H81ZM90 226V227H89ZM92 226V227H91ZM102 226V227H101ZM104 226V227H103ZM106 226V227H105ZM116 226V227H115ZM181 226V227H180ZM31 227V228H30ZM72 227V228H71ZM77 230H76V228ZM101 227V228H100ZM115 227V229H114ZM38 228H40L38 230ZM105 228L107 231H103L101 229ZM119 228V229H118ZM179 228V229H178ZM29 229H32L31 231H29ZM122 231H121V230ZM194 229V230H193ZM37 230V231H36ZM111 230V231H110ZM126 230V231H125ZM134 230V231H133ZM163 230V231H162ZM193 230V231H192ZM33 231V232H32ZM81 231V232H80ZM114 231V232H113ZM118 231V232H117ZM178 231V232H177ZM28 232V234H26ZM44 232V234H43ZM101 232V233H100ZM104 232H105V235H104ZM108 232V234H107ZM130 232H132L130 234ZM182 232V233H181ZM186 232V233H185ZM188 232V233H187ZM230 232V231H229ZM32 233V234H31ZM38 233V234H36ZM65 233V232H64ZM100 233V234H99ZM113 233V234H112ZM124 233V234H123ZM128 233V235H127ZM144 233V234H143ZM164 233V234H163ZM177 233V234H176ZM111 234V235H110ZM119 235V236H116ZM134 234V235H133ZM191 234V235H189ZM27 236V238H25V236ZM42 235V236H40ZM109 235V236H108ZM131 235V236H130ZM133 235V236H132ZM138 235V236H137ZM171 235V236H170ZM183 235L185 237H183ZM188 235V236H186ZM193 235V236H192ZM30 236V237H28ZM39 236V238H38ZM108 236V237H105ZM114 236V237H113ZM25 239H24V238ZM38 239H37V238ZM47 237V236H46ZM133 237V238H132ZM172 237V239H171ZM229 237H232V235L230 234ZM104 238V239H103ZM120 238V240H119ZM140 238V239H139ZM206 238V236H205ZM204 238V239H205ZM18 239V240H17ZM136 239V240H134ZM145 239V240H144ZM185 239V240H184ZM40 240V241H39ZM42 240V242H41ZM96 240V241H95ZM100 240V241H98ZM112 240V241H111ZM113 240L116 242H113ZM118 240V242H117ZM143 240V241H142ZM149 240V238H148ZM183 240V241H182ZM22 241V242H21ZM104 241V242H103ZM123 241V242H121ZM140 241V242H139ZM231 241V242H230ZM228 241L229 242V247L225 250V254H224V257L229 260V261H232L231 264H249V261H251L252 259L255 260V262H260V257H257L256 259L252 258V259H247L246 257H240L239 256V250L238 249H233L232 247H234L235 242L233 240H230ZM21 242V243H20ZM41 242V243H40ZM108 242V243H107ZM138 242V243H137ZM144 242V246L142 245ZM205 242H207L205 240ZM20 243V244H19ZM43 243V244H42ZM102 243V244H101ZM111 243V244H110ZM113 243V244H112ZM133 245H132V244ZM137 243V244H136ZM117 246H115V245ZM122 244V245H121ZM189 244V243H188ZM44 246V248L42 246ZM92 245V247H91ZM102 245V249L98 246ZM111 245V247H110ZM125 245V246H124ZM127 245V246H126ZM137 245L139 247H137ZM141 245V246H140ZM96 246V247H95ZM104 246V247H103ZM115 246V247H114ZM119 246V247H118ZM134 246V247H133ZM58 249L62 248L63 245H57ZM83 247V248H82ZM84 247H86L84 249ZM106 247V248H105ZM187 247H189V249H187ZM95 248V250L93 251V249ZM98 248V249H97ZM138 248V249H137ZM248 248L250 249H253V250H256L257 252H255L254 255H257L259 252L263 254V259H264V239L263 240H258L257 243H248ZM5 249V248H4ZM7 249V248H6ZM88 249V251H87ZM105 250L106 253H101L100 255L97 254L98 251H102V250ZM8 250V249H7ZM231 250V251H230ZM40 254H38L39 252ZM91 251V252H90ZM117 251H120L122 255H127V257H122L121 254H117L115 252ZM139 251V252H138ZM234 251V252H233ZM90 252V253H89ZM126 252V253H125ZM138 252V253H137ZM137 253V254H136ZM88 254V255H87ZM94 254V255H93ZM95 254H97L95 256ZM137 256H136V255ZM86 255V256H85ZM104 255V256H103ZM55 256V257H54ZM82 256V258H81ZM40 257H44V260L43 259H40ZM86 257V258H85ZM52 258V260H51ZM54 258V259H53ZM79 258V259H78ZM146 257H142V259H145ZM241 258V260H240ZM243 258V259H242ZM245 258V259H244ZM77 259V260H76ZM107 259V260H106ZM113 259V260H112ZM205 259V258H204ZM231 259V260H230ZM40 260V261H39ZM79 261V262H76V261ZM106 260V261H104ZM234 260V261H233ZM49 261V262H48ZM56 261V262H55ZM109 261V262H108ZM209 261V260H208ZM51 262V263H50ZM235 262H238V263H235ZM40 264V263H39Z\"/></svg>", "mask_w": 264, "mask_h": 264}]
</instances>
